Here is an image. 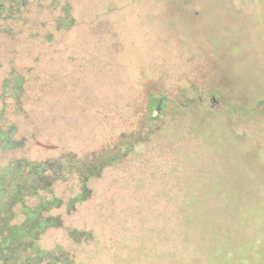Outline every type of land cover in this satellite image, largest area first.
Segmentation results:
<instances>
[{"label": "trees", "instance_id": "obj_1", "mask_svg": "<svg viewBox=\"0 0 264 264\" xmlns=\"http://www.w3.org/2000/svg\"><path fill=\"white\" fill-rule=\"evenodd\" d=\"M96 4L0 0V264H76L71 250H45L40 241L86 207L111 227L153 222L165 238L193 231L206 215L218 224L230 205L218 201L255 195L253 185L176 180L170 146L158 135L171 101L161 91L143 95L120 72L129 63L107 31L91 25L103 15ZM180 95L182 112L194 99ZM143 102L150 113L136 118ZM224 175L202 179L239 178ZM67 231L78 245L98 229L84 221Z\"/></svg>", "mask_w": 264, "mask_h": 264}, {"label": "rangeland", "instance_id": "obj_2", "mask_svg": "<svg viewBox=\"0 0 264 264\" xmlns=\"http://www.w3.org/2000/svg\"><path fill=\"white\" fill-rule=\"evenodd\" d=\"M96 5V13L103 12L91 24L100 26L96 34L107 31L109 45L129 63L120 72L135 79L143 95L161 91L171 101L164 105L169 110L158 135L170 146L176 180L232 189L253 185L255 195L218 201L232 205L218 224L206 215L193 231L165 238L153 222L111 227L115 222L95 219L86 207L65 218L66 228L46 232L41 247L71 250L76 264H264V113L256 112L264 109L259 101L264 0H97ZM84 27L77 32L87 38ZM182 93L194 101L181 112L175 99ZM144 106L136 118L149 115ZM208 173L239 178L204 181ZM84 221L98 231L76 245L67 229H80Z\"/></svg>", "mask_w": 264, "mask_h": 264}, {"label": "flooded vegetation", "instance_id": "obj_3", "mask_svg": "<svg viewBox=\"0 0 264 264\" xmlns=\"http://www.w3.org/2000/svg\"><path fill=\"white\" fill-rule=\"evenodd\" d=\"M177 101H178V99H176ZM259 101H261V103H262V106H263V104H264V95L259 99ZM183 103V102H182ZM261 107H257L256 108V112H258V113H264V109L262 110V109H260Z\"/></svg>", "mask_w": 264, "mask_h": 264}, {"label": "water", "instance_id": "obj_4", "mask_svg": "<svg viewBox=\"0 0 264 264\" xmlns=\"http://www.w3.org/2000/svg\"><path fill=\"white\" fill-rule=\"evenodd\" d=\"M158 111H159V108H157V109L155 110L154 115H156V114L158 113Z\"/></svg>", "mask_w": 264, "mask_h": 264}]
</instances>
